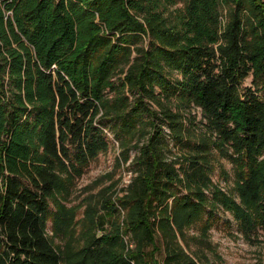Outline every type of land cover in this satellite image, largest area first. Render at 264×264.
<instances>
[{"label": "trees", "instance_id": "16d2710c", "mask_svg": "<svg viewBox=\"0 0 264 264\" xmlns=\"http://www.w3.org/2000/svg\"><path fill=\"white\" fill-rule=\"evenodd\" d=\"M110 135L130 179L62 250L48 221L75 224L65 200ZM223 145L241 203L205 192ZM263 154L264 0H0V264H196L177 233L218 204L264 225Z\"/></svg>", "mask_w": 264, "mask_h": 264}, {"label": "rangeland", "instance_id": "374dc122", "mask_svg": "<svg viewBox=\"0 0 264 264\" xmlns=\"http://www.w3.org/2000/svg\"><path fill=\"white\" fill-rule=\"evenodd\" d=\"M250 78H245L243 84H247ZM191 116L195 115L197 125L204 124V117L198 106H191ZM186 117V124L191 122ZM166 131L167 127L164 125ZM111 137V144L107 151L100 152L91 159L85 171L74 179L70 194L65 200V205L72 206L75 212V224L64 235L53 234L50 222L46 228L53 242L62 250H66L67 242L71 248L79 245V231L81 229L83 213L85 209L98 207L102 197H107V192L120 194L121 188L125 187L130 179V159L134 155V149L130 151V159L123 164H118L116 157L120 147L118 142ZM172 143L171 138H168ZM227 149H213L212 166L210 177L213 185L205 189L206 195L211 197L214 187H219L230 195L236 202L241 203L239 191L237 190V167L229 156L233 152L228 145H223ZM264 156L260 155L262 158ZM132 169V168H131ZM109 186V188H107ZM264 202V201H263ZM261 202V203H263ZM254 215V212H252ZM248 230L243 229L236 220L230 209L218 204L216 209V219L207 228H202L198 223H194L185 228L184 234L180 237L177 233V241L184 250L194 259L196 264H264V225L255 220ZM256 221V222H255ZM100 233V230L98 231ZM126 244L132 247L134 244L129 241L130 236L124 234ZM132 244V245H130ZM68 246V247H69ZM65 247V248H64ZM160 257L159 252L155 255ZM156 264V263H152Z\"/></svg>", "mask_w": 264, "mask_h": 264}, {"label": "built area", "instance_id": "2783aa9c", "mask_svg": "<svg viewBox=\"0 0 264 264\" xmlns=\"http://www.w3.org/2000/svg\"><path fill=\"white\" fill-rule=\"evenodd\" d=\"M130 245H132V244H130ZM156 264H159V263H156Z\"/></svg>", "mask_w": 264, "mask_h": 264}]
</instances>
